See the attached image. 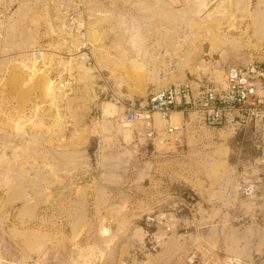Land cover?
<instances>
[{"label": "rangeland", "instance_id": "rangeland-1", "mask_svg": "<svg viewBox=\"0 0 264 264\" xmlns=\"http://www.w3.org/2000/svg\"><path fill=\"white\" fill-rule=\"evenodd\" d=\"M55 1L10 0L1 19L0 264H182L190 251L204 264L247 263L262 253L264 203L220 189L230 173L264 181L255 148L193 113L170 115L177 135L153 123L151 141L142 117L123 120L114 100L143 111L169 85L264 67L261 1L84 0L93 66L65 56ZM169 213L171 223L145 224Z\"/></svg>", "mask_w": 264, "mask_h": 264}, {"label": "built area", "instance_id": "built-area-1", "mask_svg": "<svg viewBox=\"0 0 264 264\" xmlns=\"http://www.w3.org/2000/svg\"><path fill=\"white\" fill-rule=\"evenodd\" d=\"M10 0H0V38L4 32L2 17L7 12ZM258 1V0H255ZM264 6V0H260ZM53 19L61 35L68 40L69 52L75 53L79 60L87 66L95 64L91 45L87 38V16L84 0H56L52 6ZM72 39L76 40L75 46ZM41 51H34L36 61L41 60ZM193 81L169 85L151 93L145 101L143 111L134 105H126L121 99L114 98L115 103L123 105L125 111L122 119L135 122L142 117L145 124V136L153 141L155 128L151 115L157 113L162 120L161 129L167 135H177L182 127L170 123L173 112L188 115H197L201 123L212 129L225 130L231 135L239 131L252 128L253 144L257 151L255 162L264 164V67L256 63H247L243 66H229L224 71L222 82H215L207 78L205 81H196L197 87L193 89ZM71 82L68 77L61 83L62 91L70 89ZM143 113V115L141 114ZM264 188V181L260 184L247 179L243 173L228 174L220 185L221 191L229 194L233 190L243 199L258 198L264 203V197L258 196L260 189ZM193 199V197H191ZM62 221H60L61 223ZM145 224L153 227L160 224L155 216L145 217ZM246 262V261H245ZM243 259L226 258L222 264H264V251L255 254L247 263ZM120 264H145L144 261H134L124 258ZM182 264H204L193 251L185 255ZM215 264V263H214Z\"/></svg>", "mask_w": 264, "mask_h": 264}, {"label": "trees", "instance_id": "trees-1", "mask_svg": "<svg viewBox=\"0 0 264 264\" xmlns=\"http://www.w3.org/2000/svg\"><path fill=\"white\" fill-rule=\"evenodd\" d=\"M234 144H240L242 148H254L253 146V139H252V128L249 127L245 131H239L235 134L234 139L232 141ZM256 152H254L252 157H256ZM178 190V189H177ZM174 192L178 193L175 189L173 190ZM181 197L186 202L187 204H192L195 202L196 198L190 191H183L181 193ZM193 197V199H191ZM154 232V231H151Z\"/></svg>", "mask_w": 264, "mask_h": 264}, {"label": "bare ground", "instance_id": "bare-ground-1", "mask_svg": "<svg viewBox=\"0 0 264 264\" xmlns=\"http://www.w3.org/2000/svg\"><path fill=\"white\" fill-rule=\"evenodd\" d=\"M215 42V41H214ZM216 43V42H215ZM213 44V43H212ZM215 45H217V44H215ZM213 46H214V44H213ZM214 48H212L211 50H213ZM211 52H214V50L213 51H211ZM116 99H117V97H115ZM121 107H123V105L121 106ZM172 116H173V118H175L176 120H180L179 119V117H180V113L179 112H173L172 114H171ZM170 120H171V116H170ZM153 122H154V125L156 126V127H159L160 129H161V125H162V120L160 119V117H158L157 115H154L153 116ZM163 142V140L161 141V143ZM261 244V243H260Z\"/></svg>", "mask_w": 264, "mask_h": 264}, {"label": "crops", "instance_id": "crops-1", "mask_svg": "<svg viewBox=\"0 0 264 264\" xmlns=\"http://www.w3.org/2000/svg\"><path fill=\"white\" fill-rule=\"evenodd\" d=\"M14 14V13H13ZM14 24V23H13ZM192 86H193V89H196V87H197V82H196V80L195 81H193L192 82ZM252 139H253V133H252ZM253 146H254V144H253ZM256 153H257V151H256ZM256 156H257V154H256ZM181 204H183V203H181ZM185 207H186V204H183ZM187 205H191V207H193V205H195V204H187ZM164 215L166 216L167 215V218H165V223H163V220H164ZM163 217H159V215L158 216H156V218L158 219L159 218V220H160V224L162 225H164V224H168V223H171V217H169V216H171V213H169V214H163L162 215Z\"/></svg>", "mask_w": 264, "mask_h": 264}]
</instances>
